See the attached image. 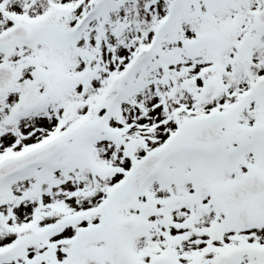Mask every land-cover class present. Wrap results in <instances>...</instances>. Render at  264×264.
I'll list each match as a JSON object with an SVG mask.
<instances>
[{
  "label": "snow or ice",
  "instance_id": "snow-or-ice-1",
  "mask_svg": "<svg viewBox=\"0 0 264 264\" xmlns=\"http://www.w3.org/2000/svg\"><path fill=\"white\" fill-rule=\"evenodd\" d=\"M0 264H264V0H0Z\"/></svg>",
  "mask_w": 264,
  "mask_h": 264
}]
</instances>
